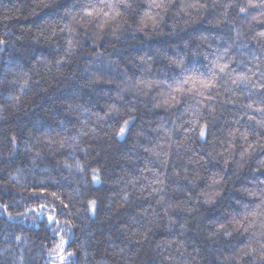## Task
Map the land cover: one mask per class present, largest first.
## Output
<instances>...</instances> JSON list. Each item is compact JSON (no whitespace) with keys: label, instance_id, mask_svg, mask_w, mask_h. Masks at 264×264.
Returning <instances> with one entry per match:
<instances>
[{"label":"clouds","instance_id":"9594fccd","mask_svg":"<svg viewBox=\"0 0 264 264\" xmlns=\"http://www.w3.org/2000/svg\"><path fill=\"white\" fill-rule=\"evenodd\" d=\"M0 264H264V0H0Z\"/></svg>","mask_w":264,"mask_h":264}]
</instances>
